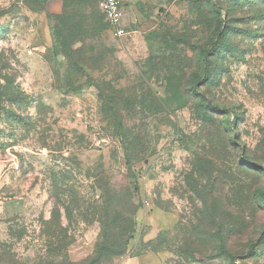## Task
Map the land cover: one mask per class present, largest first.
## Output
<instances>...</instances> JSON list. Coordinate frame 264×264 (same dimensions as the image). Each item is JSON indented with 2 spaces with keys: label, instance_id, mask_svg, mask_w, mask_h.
Masks as SVG:
<instances>
[{
  "label": "rangeland",
  "instance_id": "rangeland-1",
  "mask_svg": "<svg viewBox=\"0 0 264 264\" xmlns=\"http://www.w3.org/2000/svg\"><path fill=\"white\" fill-rule=\"evenodd\" d=\"M99 1L0 0V264H264V0Z\"/></svg>",
  "mask_w": 264,
  "mask_h": 264
},
{
  "label": "trees",
  "instance_id": "trees-1",
  "mask_svg": "<svg viewBox=\"0 0 264 264\" xmlns=\"http://www.w3.org/2000/svg\"><path fill=\"white\" fill-rule=\"evenodd\" d=\"M48 1V0H46ZM215 12V17L217 20H220L222 14L217 11V10H214ZM102 14V17H103V21L107 27V30H108V25L105 21V18H104V15L103 13L101 12ZM215 33L218 35V40L221 38V29L219 28H216L215 29ZM217 45V41L213 43V48H215ZM209 55V53H206V57L204 58V62H206V59H207V56ZM2 78V77H1ZM0 78V113L2 111V105L5 101H10V100H13L14 98H16L17 96V93H18V90H17V87L14 86L13 84V81H1L2 79ZM212 109H214V107H210ZM111 110L113 111L114 115H116L115 113V107L111 105ZM263 197V201H264V193L262 195ZM219 248H220V251L223 255H225L231 262H233L235 260V257L232 256L226 249H225V245L223 243V241H220L219 242ZM254 248V244L250 245L249 247V250L253 249ZM111 251L110 249H108L107 247H100L96 250V254H98V256L101 257V253L103 251ZM112 252V251H111ZM126 252V244H125V248L122 250V251H119V253H117V256H123V254H125ZM99 261H97V259H94L92 261H90L89 263L91 264H97Z\"/></svg>",
  "mask_w": 264,
  "mask_h": 264
},
{
  "label": "built area",
  "instance_id": "built-area-1",
  "mask_svg": "<svg viewBox=\"0 0 264 264\" xmlns=\"http://www.w3.org/2000/svg\"><path fill=\"white\" fill-rule=\"evenodd\" d=\"M100 9L108 25V31L114 39H123L128 35L123 25L124 8L120 0H100Z\"/></svg>",
  "mask_w": 264,
  "mask_h": 264
},
{
  "label": "crops",
  "instance_id": "crops-1",
  "mask_svg": "<svg viewBox=\"0 0 264 264\" xmlns=\"http://www.w3.org/2000/svg\"><path fill=\"white\" fill-rule=\"evenodd\" d=\"M99 3H100V1H99ZM126 6H124V4H123V8H124V17H125V12H126V8H125ZM99 9H100V6H99ZM100 11H101V9H100ZM102 12V11H101ZM124 17H123V25L126 27V24H125V20H124ZM128 264H132V262H130V263H128Z\"/></svg>",
  "mask_w": 264,
  "mask_h": 264
}]
</instances>
